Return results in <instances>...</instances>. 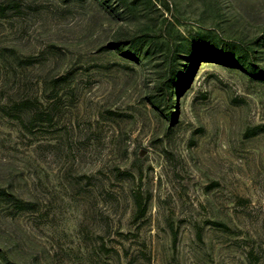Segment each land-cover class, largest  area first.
<instances>
[{
    "label": "rangeland",
    "instance_id": "374dc122",
    "mask_svg": "<svg viewBox=\"0 0 264 264\" xmlns=\"http://www.w3.org/2000/svg\"><path fill=\"white\" fill-rule=\"evenodd\" d=\"M0 1L13 6L0 17V188L33 203L0 198V264H264V0H155V40L202 33L237 58L250 48L262 72L198 60L174 121L154 91L160 52L149 63L108 46L145 31L142 16Z\"/></svg>",
    "mask_w": 264,
    "mask_h": 264
},
{
    "label": "trees",
    "instance_id": "16d2710c",
    "mask_svg": "<svg viewBox=\"0 0 264 264\" xmlns=\"http://www.w3.org/2000/svg\"><path fill=\"white\" fill-rule=\"evenodd\" d=\"M104 2H108L109 4L112 3L117 13L124 18L133 16H142L144 18L143 23L146 25L145 31L136 28L127 33L123 39L117 37L112 39L108 43V46L119 47L127 57L134 59L142 57L149 63L153 59V54L160 52L162 59L156 64H153V71L155 74L153 78L154 91L165 105L167 110L164 114L170 121L175 120L176 113L174 112V107H178V101L177 99L174 101L172 100V94L181 88H186L187 85L185 80L187 75L191 73V68L198 60L223 61L226 63H235L239 61L242 63L248 62L250 66L253 67V69L249 70L251 74L254 76H262L261 71L254 70L256 66L253 65L249 59L252 51L250 48H246L243 58H237L232 54V49L227 50L224 48V45L216 47L215 44H207V41L204 42L205 39L200 41L203 37L202 33H199L198 37L190 38L183 36L178 31H174V33L169 29L160 35V41L155 40L154 37L156 36L149 35V31H152L150 27L152 26L151 21L153 20L151 15L152 10L150 8L156 7L157 2L155 0H104ZM158 5H165L167 7L164 2H162V4L158 3ZM12 7L10 2L5 1L1 3L0 1V17L6 15ZM165 20L169 25H172L173 22L169 19L165 18ZM259 39V44L263 45L262 36H260ZM196 50H198L197 53ZM262 53H264V51ZM54 85L55 84H53V87H55ZM2 197L11 201L12 204L16 206L22 203L23 205H27V207H32L33 205L31 201H23L7 186L0 188V198ZM142 213L143 209L138 203L134 218H138Z\"/></svg>",
    "mask_w": 264,
    "mask_h": 264
}]
</instances>
